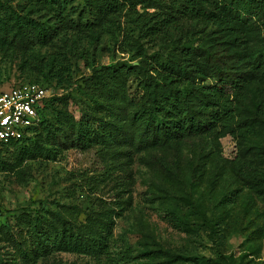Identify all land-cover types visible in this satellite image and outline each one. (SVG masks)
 <instances>
[{
    "label": "rangeland",
    "instance_id": "374dc122",
    "mask_svg": "<svg viewBox=\"0 0 264 264\" xmlns=\"http://www.w3.org/2000/svg\"><path fill=\"white\" fill-rule=\"evenodd\" d=\"M10 8H22L50 30L56 28L57 35L30 52L36 58L66 52L73 81L65 87L47 84L37 71H21L24 55L11 51L0 52V80H44L52 96L69 94L75 120L88 118L81 76L93 67L138 60L136 41L125 39L129 33L136 37L137 30L124 13L75 41L74 24L91 21L84 0H0V14ZM141 43L148 54L167 53ZM254 47L255 56H264V45ZM127 85L130 98L137 100L141 92L135 80ZM256 89L264 99V83ZM49 120L54 123L52 116ZM233 127L111 152L101 145L81 149L65 126L54 125L53 137L39 138L44 155L24 163L23 180L0 172V264H157L165 261V251L178 255L181 264H264V199L256 189L264 186V131ZM107 208L119 210V216L105 253L55 248L36 253L30 247L26 229L35 223L45 228L61 222L73 235L86 233L90 218Z\"/></svg>",
    "mask_w": 264,
    "mask_h": 264
},
{
    "label": "trees",
    "instance_id": "16d2710c",
    "mask_svg": "<svg viewBox=\"0 0 264 264\" xmlns=\"http://www.w3.org/2000/svg\"><path fill=\"white\" fill-rule=\"evenodd\" d=\"M84 9L91 21L74 24L75 41L124 13L137 30L136 37L129 33L125 39L136 41L138 60L131 65L93 67L90 74L81 76L87 119H74L68 108L69 94L49 97L32 135L0 148V172L23 180L24 163L44 155L39 138L42 134L46 139L53 137L54 125L65 126L81 149L101 145L111 152L123 147L138 151L219 130L232 132L233 124L264 131V99L256 89L264 83V56L254 55V46L264 45V0H84ZM57 33L22 8L0 14V52L23 54L21 71L35 70L47 84L65 87L73 81V64L66 52L41 58L30 52L32 46L47 43ZM189 38L198 43L188 44ZM142 41L148 47H164L166 55L159 49L148 54ZM130 79L141 92L137 100L128 93ZM207 79L215 83L207 84ZM17 81L48 87L39 79H1L0 83ZM258 186L264 199V186ZM118 216L119 210L104 209L90 218L87 232L81 234L73 235L61 222L59 227L49 224L45 228L35 223L26 234L36 253L55 248L99 255L106 252ZM164 254L165 261L157 264H181L178 255Z\"/></svg>",
    "mask_w": 264,
    "mask_h": 264
},
{
    "label": "built area",
    "instance_id": "2783aa9c",
    "mask_svg": "<svg viewBox=\"0 0 264 264\" xmlns=\"http://www.w3.org/2000/svg\"><path fill=\"white\" fill-rule=\"evenodd\" d=\"M6 85L8 89L2 90ZM51 96V89L37 82L0 83V148L32 135L41 120L40 110ZM3 212L0 204V218Z\"/></svg>",
    "mask_w": 264,
    "mask_h": 264
}]
</instances>
